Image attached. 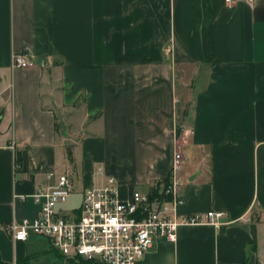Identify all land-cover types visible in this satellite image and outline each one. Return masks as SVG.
<instances>
[{"label": "crops", "instance_id": "crops-1", "mask_svg": "<svg viewBox=\"0 0 264 264\" xmlns=\"http://www.w3.org/2000/svg\"><path fill=\"white\" fill-rule=\"evenodd\" d=\"M176 150L177 211L226 223L155 238L142 264H264V0H0L4 262L79 263L8 231L38 216L49 173L81 199L109 176L149 191Z\"/></svg>", "mask_w": 264, "mask_h": 264}, {"label": "built area", "instance_id": "built-area-1", "mask_svg": "<svg viewBox=\"0 0 264 264\" xmlns=\"http://www.w3.org/2000/svg\"><path fill=\"white\" fill-rule=\"evenodd\" d=\"M225 1L231 5L236 0ZM13 63L16 67L33 65L22 53L14 55ZM183 162L182 153L176 150L171 177L154 183L149 191L135 189L124 193L119 181L109 176L101 185L85 187L81 204L72 210L61 207L75 190L72 173L51 172L49 178H54L55 183L34 195L41 202L38 216L13 222L8 231L18 241H25L30 235L47 238L52 249L67 261L142 264L155 238L175 242L183 226L226 223L222 211H177L181 199L176 176Z\"/></svg>", "mask_w": 264, "mask_h": 264}, {"label": "rangeland", "instance_id": "rangeland-1", "mask_svg": "<svg viewBox=\"0 0 264 264\" xmlns=\"http://www.w3.org/2000/svg\"><path fill=\"white\" fill-rule=\"evenodd\" d=\"M67 149L68 150H71L72 149V147L71 146H68L67 147ZM81 196H80V194H75V195H73L70 199H69V201H68V203L67 204H64V205H62V208L64 209V210H72V209H74V208H76V207H79V205H80V203H81ZM59 255H58V257H59V259L63 262V261H67L63 256H61V254L59 253V252H57ZM78 264H83V263H81V262H79Z\"/></svg>", "mask_w": 264, "mask_h": 264}, {"label": "trees", "instance_id": "trees-1", "mask_svg": "<svg viewBox=\"0 0 264 264\" xmlns=\"http://www.w3.org/2000/svg\"><path fill=\"white\" fill-rule=\"evenodd\" d=\"M68 154H69L70 158L72 159V152L69 151ZM0 264H9V263L4 262V261L2 260V258H1V256H0ZM18 264H22V263H18ZM24 264H25V263H24ZM87 264H93V263H87Z\"/></svg>", "mask_w": 264, "mask_h": 264}]
</instances>
